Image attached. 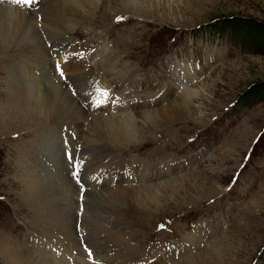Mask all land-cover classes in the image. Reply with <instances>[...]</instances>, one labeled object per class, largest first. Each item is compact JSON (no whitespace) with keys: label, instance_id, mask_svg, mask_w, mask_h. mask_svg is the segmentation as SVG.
Wrapping results in <instances>:
<instances>
[{"label":"rangeland","instance_id":"obj_1","mask_svg":"<svg viewBox=\"0 0 264 264\" xmlns=\"http://www.w3.org/2000/svg\"><path fill=\"white\" fill-rule=\"evenodd\" d=\"M64 1L37 0L29 34L41 42L52 36L49 50L88 58L64 60L79 64L81 88L73 85L69 96L85 120L56 114L50 100L32 98V108L18 101L20 89L41 95L42 80L21 67L37 65L49 50L0 39V264L42 257L64 264L66 236L76 249L93 239L97 250H112L111 264H264V0H77L72 15ZM119 71L128 72L121 83L114 81ZM166 87L172 93L164 99ZM185 95L191 99L183 115L126 145L106 140L91 122L109 116L110 105H97L102 98L122 110L161 97L139 109L147 121ZM68 152L79 160L78 185ZM151 165L159 172L147 182L143 167ZM166 217L168 228L157 229Z\"/></svg>","mask_w":264,"mask_h":264},{"label":"bare ground","instance_id":"obj_2","mask_svg":"<svg viewBox=\"0 0 264 264\" xmlns=\"http://www.w3.org/2000/svg\"><path fill=\"white\" fill-rule=\"evenodd\" d=\"M54 1V0H52ZM69 5H70V9L67 8L66 12L68 14H74L75 11H77L79 9L78 7V3L77 0H65ZM64 1V2H65ZM53 3V2H52ZM133 4V3H132ZM22 5V4H19ZM35 4H32L31 6L28 5V8L25 9H21L19 6L18 7H14L15 10H18L20 13H18V11L14 12L12 10H8L5 9L3 7H6L5 4H0V39L6 40L8 42H14V44L16 43H26V40H31L34 41L36 43V47L40 49V52H43L44 54H46L45 49L49 50V48L47 47L46 44H49L48 41L52 40V36L47 39V41L45 42H41L38 38L37 33H33V34H29L30 33V29L35 25L34 23V14L36 15V13L34 12L33 8H34ZM48 5V4H47ZM59 5V4H58ZM68 5V6H69ZM9 6H7L8 8ZM48 7V6H46ZM53 7V6H52ZM57 7V5H56ZM12 9V8H11ZM55 11V9H54ZM86 11V10H85ZM46 13H47V9H46ZM51 13V12H50ZM54 13V12H53ZM88 14V13H87ZM76 16V15H75ZM80 16V15H79ZM37 17V16H36ZM41 18V17H40ZM53 19V18H52ZM76 20V18H75ZM81 20V18L79 19ZM45 22L47 24L50 25L53 24L55 21H50L49 19H45ZM53 28V27H52ZM51 28V29H52ZM54 31V30H53ZM50 32L51 31H47ZM30 35V36H28ZM54 35V34H52ZM55 39V38H54ZM27 40V41H28ZM45 40V39H44ZM1 43V41H0ZM34 43V44H35ZM55 44V43H54ZM7 45V44H6ZM62 45V44H61ZM2 46V45H1ZM21 46V45H20ZM50 46V45H49ZM66 46V45H65ZM7 48V47H6ZM45 48V49H44ZM53 49V47H52ZM73 49H71L70 51H72ZM39 52V51H38ZM61 52V53H60ZM49 54L44 55V56H40L38 58L37 61V65L33 66L35 61L34 60H29L27 62L24 63V65H22L21 68H24L27 70V72H29L30 74H32L33 76H36L37 79H41L42 81L40 83V85H37V89L36 91L41 93V95H33L32 97L29 96V94L27 95L26 92L24 91V89H20L18 91L17 94H19L18 96H22L21 99H19L18 101H22V102H27L28 105L30 106V108H32V98H34V100L38 101V104L44 103V101L47 100V103L49 102V100L51 101V103H49V105H47V108H52L51 111H54L56 114L61 115L63 117L69 118L71 119V121H76L79 119H84L86 118L85 114L83 113V110L78 106V104H76V101H73L72 98L69 96L70 94V88L72 89L73 85H77L79 88H81V80L80 77L78 75H75L76 73H79L78 71H76V69L78 70L79 68V64L77 63L76 60L73 59V57H70L69 60L65 61L64 63L61 64L63 71L67 72H73L72 74H70V82H66L65 83V79L61 80L60 77L56 74L55 72V68L54 65L56 64V58L58 56H62L60 60H58L59 63H61V61L63 60V58H65V55L68 57L69 54H71V56H74L76 58H78L79 61H86V59L88 60V58H84L82 60V58L78 57L77 55H73V53H68V51L63 50L62 48L58 49V50H49L48 51ZM55 53H57L58 55H56ZM38 54V53H37ZM43 55V54H42ZM34 57V56H33ZM36 57V56H35ZM91 57V56H90ZM45 59V62H44ZM118 60V59H117ZM107 61V59H106ZM70 62V65H64L65 63ZM102 62V61H101ZM55 63V64H54ZM117 63V62H116ZM107 65V64H106ZM102 70L101 72L98 74L102 76H107L106 74V67L103 68L101 67ZM181 68V67H180ZM184 68H181L180 71H183ZM23 71V70H22ZM122 71V70H121ZM119 71L117 73V77L114 78L115 82L121 83L124 82V79H128V72H121ZM69 72V73H70ZM81 72V70H80ZM23 74V73H22ZM130 74V72H129ZM135 74V73H134ZM182 74H184V71L182 72ZM67 77V76H66ZM25 78V77H24ZM17 79V78H16ZM19 79V78H18ZM102 79L105 80L104 77H102ZM33 80V79H31ZM38 81V80H37ZM144 81V80H143ZM176 81V80H175ZM17 82V81H16ZM16 82H14V84L10 85L9 84V88H11V92H12V88L14 87V85L16 84ZM114 82V83H115ZM127 82V81H125ZM139 81H135V80H131L129 86H133L135 85V83L138 85ZM173 83V82H172ZM22 85V83H21ZM82 85L84 86V82H82ZM112 85H117V84H112ZM174 85V84H173ZM172 85V86H173ZM20 86V85H19ZM43 86V87H42ZM82 86V87H83ZM171 86V85H170ZM86 87V86H85ZM119 87V86H118ZM20 88V87H19ZM84 88V87H83ZM82 88V89H83ZM42 89V90H41ZM22 90L24 91L22 94ZM74 90V89H73ZM84 90V89H83ZM88 90V89H86ZM78 91V90H77ZM166 91V95L162 94V98H166V96H171L172 90L168 89V87H166L165 89ZM170 91V92H169ZM82 93V92H81ZM90 93V92H89ZM76 94V93H75ZM88 94V93H87ZM95 94V93H94ZM181 94V93H180ZM188 94V92L186 93V95ZM185 95V96H186ZM11 99L10 100H15L16 97L14 95H11ZM17 96V95H16ZM84 96V95H82ZM90 96V95H89ZM76 97V96H75ZM87 97V96H86ZM91 97V96H90ZM92 98V97H91ZM156 98V97H155ZM159 98V97H158ZM157 98V99H158ZM161 98V97H160ZM159 98V99H160ZM179 98V97H178ZM189 98V99H187ZM83 99V98H81ZM150 99L147 100L143 103H139V102H135V103H131L130 105H125L122 110H118L116 109V105H112L110 104V102L106 99V98H102L99 99L100 101L97 103L98 106H102V104H107L110 105L109 109L105 108L108 110V114L109 116L103 117V116H99V117H94L93 119H91L92 121V125L95 128V130L102 136L105 137L106 140L107 139H111L113 137H116L115 139L119 140V143H123L124 145L127 144V141L129 140H139L141 138V136H143V131L146 128L149 127H155V126H159V124H163L164 122H166L168 119H170L173 116L176 115H180V114H184V110H186L187 105L189 104V100L191 99V95L186 96V100L183 99H179L176 100L175 103H173L172 105H168L164 110H158L153 114L147 115V121L144 120L143 115L140 114L139 109L144 107V108H148L149 104L151 106H154V103H156L157 101H159V99ZM93 103L95 102V99H92ZM122 101V99H120ZM88 101V100H87ZM127 101V100H126ZM36 103V102H35ZM92 103V104H93ZM127 103H129L127 101ZM34 104V103H33ZM45 104V103H44ZM119 104V102H118ZM122 104V103H121ZM120 104V106H121ZM126 104V103H125ZM138 104V105H137ZM83 106H85V103L82 104ZM141 105V106H139ZM139 106V107H138ZM46 107V106H42ZM112 107V108H111ZM115 107V108H114ZM96 108V107H95ZM94 108V109H95ZM104 108V107H103ZM102 108V109H103ZM136 108L138 109V112H136L135 114H133L132 109ZM25 110V109H24ZM31 110V109H30ZM89 110V109H88ZM42 111V110H41ZM50 111V113H51ZM147 111V110H146ZM187 111V110H186ZM34 112V111H33ZM45 112V111H44ZM96 112V111H95ZM101 112V111H100ZM99 112V113H100ZM114 112V113H112ZM117 112H120L121 114H119L118 116L116 115ZM93 113V112H92ZM98 113V112H97ZM98 113V114H99ZM130 113V116L127 114ZM29 114H33V113H29ZM95 113H93L94 116ZM97 114V115H98ZM106 114V113H105ZM100 115V114H99ZM102 115V113H101ZM104 115V114H103ZM26 116V115H25ZM24 116V117H25ZM46 116V115H45ZM77 117V118H76ZM92 118V117H91ZM83 124V123H82ZM89 124V122H88ZM91 126V124H89ZM147 126V127H146ZM89 128V127H88ZM62 129V128H61ZM79 129V128H78ZM90 129V128H89ZM87 130V129H86ZM69 131V130H68ZM74 132V131H73ZM69 133V132H68ZM71 133V132H70ZM63 134V133H62ZM65 134V132H64ZM75 134V132L73 133ZM80 134V133H79ZM123 135V136H122ZM77 136V135H76ZM67 137V136H66ZM83 137V136H82ZM73 139V138H72ZM79 139V138H78ZM114 139V138H113ZM62 140V139H61ZM64 140V139H63ZM75 140V139H74ZM80 140V139H79ZM90 137L87 141H90ZM71 141V140H70ZM103 141V140H101ZM137 142V141H136ZM82 143V142H81ZM86 143V141H85ZM126 143V144H125ZM88 144V143H86ZM112 144V143H111ZM96 145V144H95ZM131 145V144H130ZM97 146V145H96ZM94 147V146H93ZM69 149V148H68ZM93 149V148H92ZM66 150V149H65ZM70 150V149H69ZM83 150V149H82ZM90 150V149H89ZM97 150H99L97 148ZM101 150V149H100ZM115 150V149H114ZM92 152V150H90ZM79 153V151L77 150V152L75 154ZM85 153V152H84ZM66 154V153H65ZM69 152L66 154V158L68 157ZM94 154V153H91ZM81 155V154H80ZM72 156V155H71ZM88 156V155H85ZM85 156L81 157V159L85 158ZM109 156V155H108ZM65 157V156H64ZM80 157V156H79ZM89 157V156H88ZM90 158V157H89ZM106 158V157H105ZM65 159V158H64ZM93 159V158H92ZM89 160V159H88ZM106 161V159H104ZM95 161V160H94ZM98 161V160H97ZM101 161V160H100ZM88 162V161H87ZM91 162V161H90ZM89 162V163H90ZM105 163V162H104ZM67 164V161H66ZM65 164V165H66ZM108 164V162H107ZM133 164V163H132ZM68 167V173H71L69 168L71 166V164H67L66 165ZM152 166V165H151ZM146 167L144 166V170L147 173L146 178H144L145 180H147V182L154 180L156 175H158V170L156 169V166L153 165L152 167ZM101 167V166H100ZM92 168V167H91ZM62 169V168H61ZM88 169V168H86ZM90 169V168H89ZM58 170V169H57ZM110 170V169H109ZM108 170H104V173H106ZM116 171V170H115ZM158 171V172H157ZM92 172V171H91ZM96 172L95 177L93 178V180H96L101 172V169H96L94 170V173ZM112 172V171H111ZM114 172V171H113ZM67 173V175H68ZM93 173V172H92ZM139 173V172H138ZM88 174V173H87ZM110 174V173H109ZM145 174V173H144ZM103 175V174H102ZM113 176V175H112ZM136 176V175H135ZM107 177V176H106ZM116 177V175L114 176ZM118 177V176H117ZM137 177V176H136ZM105 178V177H104ZM113 178V177H112ZM120 178V177H118ZM70 179V178H69ZM82 179V178H80ZM99 179V178H98ZM86 180V178H85ZM92 180V179H91ZM124 180V179H123ZM134 180V179H133ZM178 180V179H177ZM72 181V180H71ZM97 181V180H96ZM101 181V180H100ZM99 181V182H100ZM103 181V179H102ZM86 182V181H85ZM105 182V181H104ZM70 183V182H69ZM89 183V182H88ZM103 183V182H102ZM75 185V184H73ZM78 185V184H77ZM87 185V184H86ZM93 185V183H92ZM98 185V183H97ZM100 185V184H99ZM64 186V185H63ZM142 186V185H140ZM169 186V185H168ZM92 187V186H91ZM97 188H99L97 186ZM96 188V189H97ZM30 189V187H29ZM89 189V188H88ZM94 189V187H93ZM63 190V189H62ZM71 190V189H70ZM78 190V189H77ZM86 190V189H85ZM87 191V190H86ZM149 192V194L151 192H153V188L151 187V185H147L146 188L143 189V192ZM157 191V190H156ZM161 191V190H160ZM175 191V189L173 190V192ZM31 192V191H30ZM66 192V191H65ZM72 192V191H69ZM158 192V191H157ZM165 192V191H164ZM94 193V192H93ZM143 194V193H142ZM159 194V193H158ZM167 194V193H166ZM73 195V194H72ZM92 195V193H91ZM147 195V194H146ZM93 196H97L96 194H93ZM66 197V196H65ZM148 197V196H147ZM70 198V197H69ZM70 208V207H69ZM72 209V208H71ZM66 210V209H65ZM60 228V227H59ZM57 230V229H56ZM60 230V229H58ZM68 234V233H67ZM66 235V233H65ZM91 236V235H90ZM62 237V236H61ZM67 239L65 240V250H64V260H62L61 262L64 264H70V262H72L71 260L75 261L74 264H89L88 261H93L95 262V260L100 261L99 264H111V262L117 260V255L116 254H112V250L110 252H107L106 248L104 251L101 250H97V245L95 243V241L93 239H90V244L88 243V248L91 247V250L93 251L94 255L92 257H89L88 252H86V250H82V246L84 245V243H86V241H84L83 245L79 246L78 249L73 247V244L71 242V240L68 238V236H66ZM64 239V238H63ZM87 245V244H86ZM100 252V253H99ZM46 255V253H45ZM108 255L110 256V258L108 257ZM89 259H87L86 258ZM48 257V256H47ZM87 260V261H86ZM81 261V263H80ZM83 261H85V263H82ZM35 262V263H34ZM33 263L34 264H51V259L50 258H46V257H42V258H38V260H35ZM78 262V263H77ZM116 263V262H115Z\"/></svg>","mask_w":264,"mask_h":264},{"label":"snow or ice","instance_id":"obj_3","mask_svg":"<svg viewBox=\"0 0 264 264\" xmlns=\"http://www.w3.org/2000/svg\"><path fill=\"white\" fill-rule=\"evenodd\" d=\"M36 2H37V0H14V3H16V4H25V5H29V6H31L32 4H34ZM120 19H123V17L118 18V20H120ZM55 71L59 74V76L61 78L66 79V75H65V73L62 69V66L59 62H57L55 64ZM73 94H75V92H73ZM68 160H69V163L72 164L73 169H74L72 175L77 179V183H80L79 171L77 170L79 160L78 159L74 160L73 157L71 156V154H68ZM237 179H238V175L233 177L232 183L234 184ZM82 191H83V188H82ZM84 247L87 250L89 257H92L94 255L93 251L90 248H88L87 245H84Z\"/></svg>","mask_w":264,"mask_h":264}]
</instances>
